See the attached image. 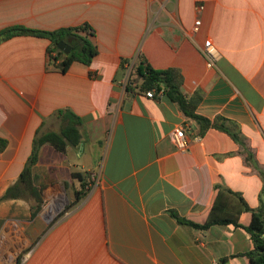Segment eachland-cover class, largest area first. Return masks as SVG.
Returning <instances> with one entry per match:
<instances>
[{
  "label": "crops",
  "instance_id": "obj_1",
  "mask_svg": "<svg viewBox=\"0 0 264 264\" xmlns=\"http://www.w3.org/2000/svg\"><path fill=\"white\" fill-rule=\"evenodd\" d=\"M85 22L97 52L66 71L51 63L45 37L0 42V197L36 133L59 128L58 109L82 118L78 146L43 144L33 166L46 206L64 189L74 198L80 190L79 199L53 223L32 218L25 198L0 200V264H251L250 211L239 213L242 226L197 227L175 215L204 223L218 188L251 208L264 200V0H0V29ZM205 37L220 51L211 68L196 46ZM139 55L178 69L185 99H199L195 112L224 120L239 140L214 126L202 131L163 90H128ZM178 125L190 139L185 152L170 139ZM88 172L94 179L82 187L76 174L86 181ZM224 201L234 214L236 197Z\"/></svg>",
  "mask_w": 264,
  "mask_h": 264
},
{
  "label": "trees",
  "instance_id": "obj_2",
  "mask_svg": "<svg viewBox=\"0 0 264 264\" xmlns=\"http://www.w3.org/2000/svg\"><path fill=\"white\" fill-rule=\"evenodd\" d=\"M94 34L93 28L88 23H82L76 26L59 27L52 30L31 28L24 25L16 24L0 29V42L14 35H33L47 38L50 43L47 48L51 63L61 71H66L73 61H79L89 64L93 56L97 52L95 44L90 37ZM71 38L70 50L64 53L57 48L59 41H66ZM182 76L178 69H156L152 67L146 59L139 55L133 65L126 88L128 90H163L165 94L184 112L186 116L198 121L202 126V131L208 126H214L218 129L228 132L234 140H239L236 132L231 131L224 120L219 123L216 119L211 121L195 112L197 97H191L186 100L180 91ZM54 115L59 119L60 125L57 130H48L43 133H36L32 151L21 170L16 183L7 188L0 200L8 198H25L31 201V213L36 215L42 203V187L37 185L33 166L38 161V151L41 145L49 144L56 150L64 152L68 147H76L80 144L82 137L79 126L82 123L81 116L67 108L58 109ZM7 145V140L0 137V151ZM82 182L80 185L85 187L86 181L80 173L76 174ZM217 187V186H216ZM80 190L75 191V198L65 207V211L69 210L79 199ZM236 197L238 207L236 212L231 214L227 210H223L224 200L229 197ZM226 205V204H225ZM226 209L228 206L226 205ZM242 211L251 212V220L245 229L250 233L253 250L247 255L251 264H264V200L260 199V205L257 208H251L243 197L228 189L218 188V193L211 210L204 223H195L175 215L180 221L190 223L197 227H208L213 224H232L242 226L239 223L238 216ZM61 213L60 215H62ZM57 219V218H56ZM55 219V220H56ZM54 220V221H55ZM53 221V222H54ZM51 222V223H53Z\"/></svg>",
  "mask_w": 264,
  "mask_h": 264
},
{
  "label": "built area",
  "instance_id": "obj_3",
  "mask_svg": "<svg viewBox=\"0 0 264 264\" xmlns=\"http://www.w3.org/2000/svg\"><path fill=\"white\" fill-rule=\"evenodd\" d=\"M197 10L200 11L203 9V5L199 4ZM201 25V20L196 18L191 26L190 32L192 34L198 33ZM198 51L204 59L205 65L208 68L214 67L217 60L220 58V51L217 46L213 43L210 37H205L200 44H196ZM162 90H147L145 95L148 97H153L155 93H160ZM170 139L174 145V147L178 151L185 152L189 149L190 139L187 137L185 133V129L182 125H178L175 127L170 133Z\"/></svg>",
  "mask_w": 264,
  "mask_h": 264
},
{
  "label": "rangeland",
  "instance_id": "obj_4",
  "mask_svg": "<svg viewBox=\"0 0 264 264\" xmlns=\"http://www.w3.org/2000/svg\"><path fill=\"white\" fill-rule=\"evenodd\" d=\"M75 157L72 156L69 158L70 161H73ZM94 179V175H92L90 172L87 173V180L86 183L89 184L92 180ZM64 191V196L60 198L55 205L51 207V205H45L43 202V197H42V203L40 205V209L36 212V215L31 216L32 218H50V223L53 222L56 218L59 219L63 214L65 207L73 200L74 197H70L69 195L66 194L65 189ZM29 207L31 209L32 203L30 200L25 199ZM63 213L62 215H60ZM56 219V220H57ZM55 220V221H56ZM11 264H17V263H11Z\"/></svg>",
  "mask_w": 264,
  "mask_h": 264
},
{
  "label": "water",
  "instance_id": "obj_5",
  "mask_svg": "<svg viewBox=\"0 0 264 264\" xmlns=\"http://www.w3.org/2000/svg\"><path fill=\"white\" fill-rule=\"evenodd\" d=\"M71 38H68L66 41L62 40L57 43V48L64 53H68L70 50Z\"/></svg>",
  "mask_w": 264,
  "mask_h": 264
}]
</instances>
